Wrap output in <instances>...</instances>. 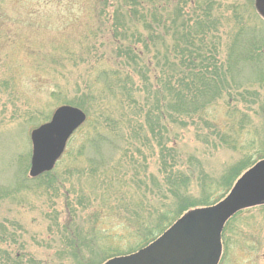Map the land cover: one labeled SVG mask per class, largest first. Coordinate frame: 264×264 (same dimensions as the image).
<instances>
[{"label": "rangeland", "instance_id": "1", "mask_svg": "<svg viewBox=\"0 0 264 264\" xmlns=\"http://www.w3.org/2000/svg\"><path fill=\"white\" fill-rule=\"evenodd\" d=\"M185 1L192 0H159L169 9L182 7ZM215 4L214 16L221 24L211 41L217 44L220 61L226 60L232 37L240 29L264 41V21L252 0H215ZM100 5L99 0H0V264H78L79 260L93 264L98 252L110 255L135 247L130 225L111 210L110 202L103 204L92 194L78 150L95 131L111 134L102 118L109 104L112 117H122L120 128L127 139L141 125L146 127L144 112L135 113L132 107L121 111L110 101L107 105L103 100L89 101L81 109L84 124L67 140L51 175L28 177L31 130L47 122L62 102L80 97L82 80L95 75L92 67L111 57L112 44L107 33L102 35L105 28L98 20ZM59 46L68 51H57ZM257 64L252 69L243 66L235 77L236 90H229L235 103L228 104L225 96L205 115L210 128L237 129L239 114L229 126L228 107L243 112L249 106L248 124L232 134L234 149L219 145L217 138L205 139L212 129L196 119L182 121L183 128L165 122L170 132L164 140L181 157V169L195 166L196 172L200 169L216 179L244 156L257 161L256 149L246 144L264 140V55ZM57 85L61 93L54 99L50 93ZM132 144L129 149L138 172L147 166L144 179L159 178L155 143V154L146 150L141 155L134 152L137 143ZM195 186L199 189L198 182ZM222 242L219 264H264V209L242 211L227 225Z\"/></svg>", "mask_w": 264, "mask_h": 264}, {"label": "trees", "instance_id": "2", "mask_svg": "<svg viewBox=\"0 0 264 264\" xmlns=\"http://www.w3.org/2000/svg\"><path fill=\"white\" fill-rule=\"evenodd\" d=\"M99 2L102 11L98 13V20L105 28L102 35L107 33L112 44L111 57L97 61L96 67H92L95 75L82 80L81 98L62 103L83 109L84 104H90L89 101L103 100L106 105L107 101L112 102L121 111L132 107L135 113L144 112L146 127L141 125L127 139L120 128L122 117H112L109 104L110 110L105 109L107 113L102 118L111 134L95 131L93 138L78 150V156L84 157L85 164L83 174L80 169L76 171L87 178L97 200L103 204L111 203V210L130 225L131 235L136 240L135 247L127 252H111L110 255L98 252L95 254L98 260L93 264L133 253L157 238L186 211L217 203L236 178L256 162L244 156L241 161L229 165L216 179L207 177L200 169L196 172L195 166L183 170L175 147H168L164 140L170 132L165 122L169 120L183 128L182 121L196 119L205 128L212 129L210 135L204 136L205 139L217 138L219 145L223 142L234 149L236 141L232 134L248 124L249 106L243 112L228 107L226 117L229 126L239 114L237 129L233 126L222 131L210 128L205 115L209 107L225 96L228 104L235 103L229 92L236 90L232 89L236 85L235 77L243 66L258 67L257 59L264 55V41L240 29L232 37L226 60H219L217 44L211 41L221 24L220 19L214 16L217 9L215 0L185 1L182 7L173 9L164 8L159 0ZM105 11L109 12L104 14ZM97 32H100V27ZM57 49L63 53L68 51L60 46ZM59 61L55 62L59 64ZM60 93L57 85L50 96L58 99ZM135 142L139 147L134 152L140 155L146 150L155 154L157 150L158 181L144 179L147 166L138 172L133 152L129 149ZM254 142L250 140L246 148L256 149L258 161L264 158V140ZM50 175V172L46 173L45 177ZM197 182L199 189L195 186ZM189 190H195L196 194ZM216 193L218 198L214 199ZM258 208L264 209V206ZM240 214L225 225L221 241L227 225Z\"/></svg>", "mask_w": 264, "mask_h": 264}, {"label": "water", "instance_id": "3", "mask_svg": "<svg viewBox=\"0 0 264 264\" xmlns=\"http://www.w3.org/2000/svg\"><path fill=\"white\" fill-rule=\"evenodd\" d=\"M264 20V0H254ZM86 120L76 107H57L49 121L31 130L28 177L50 172L71 134ZM264 205V159L254 163L233 183L222 200L191 209L160 236L138 251L111 258L103 264H218L224 225L238 212Z\"/></svg>", "mask_w": 264, "mask_h": 264}]
</instances>
